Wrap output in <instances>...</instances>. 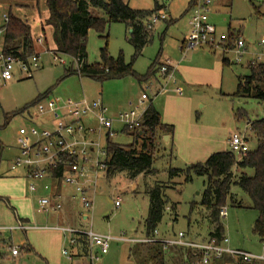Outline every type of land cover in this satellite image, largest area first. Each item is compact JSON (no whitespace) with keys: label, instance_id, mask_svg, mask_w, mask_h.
<instances>
[{"label":"rangeland","instance_id":"obj_1","mask_svg":"<svg viewBox=\"0 0 264 264\" xmlns=\"http://www.w3.org/2000/svg\"><path fill=\"white\" fill-rule=\"evenodd\" d=\"M12 1L29 0H0V20L5 13L15 12L14 5L11 4ZM123 1L135 9L150 10L154 8L156 0ZM157 1L161 4L165 3L166 19H162L154 25L152 41L135 59L133 69L139 75H146L157 58L160 64L165 63L168 59L175 64H180L183 59H186L185 62L192 61L191 63L198 71L206 72L205 74H192L193 79L189 83L190 86L181 81V76L178 78L174 74V77L169 79V77L160 76L158 70L154 76L147 80L127 74L121 78L99 82L77 73L67 74L65 67L71 65L70 58L65 57L67 63L63 65L54 62L49 53L42 52L41 65L45 64L38 71H41V86L49 87L48 89H51L52 92L49 98L40 103L45 106L46 111L49 110V99L55 97L63 100L84 98L95 100L99 96L103 98V103L108 107L111 117L137 106H142L144 109L150 103L161 110L164 105L163 98L167 95L177 94L176 89L179 88L181 91L179 94L184 92L182 95L184 98L192 97L191 119L187 128L189 131L192 128L203 127L204 130L210 129L208 132L211 134L214 130L221 129V135L215 136L220 140V145L217 147L210 142L199 154L191 155L188 151L181 152L174 140L171 145L166 144L164 140L161 141L155 151L154 171L146 175H139L135 179H129L123 172L111 177H107L102 170H97V173L96 170L89 172L92 181L96 182V187L92 183V188H95V191L91 188L90 193L94 199V208L88 213L90 219L87 223L76 222L73 226L80 228L85 225L84 228H92L97 233L110 235L114 238L109 252L101 256L95 264H143L142 256L138 253L137 248L146 253L145 246L147 244L120 241L118 238L141 239L144 237L145 220L150 207L147 190L157 182L172 186L165 190V195L170 204H176L174 210L171 207L166 209L158 229L161 232L168 229L171 232L186 231L192 236L198 233L201 236L209 237L213 225L207 217L206 209L201 205L206 187V177L195 175L191 182L186 183L183 176L171 177L169 171L172 168L185 169L192 163L204 162L211 155L210 153L218 152V148H222V151L231 150L230 135L227 136V134L229 132L231 134L233 130L245 131L249 121L264 117V100L234 96L240 78L250 74L248 64L255 57L254 55L264 52V48L259 46L260 40L264 38V0H211L212 4L207 14L211 22L216 25L218 32L223 34L242 33L249 50L242 62H232L227 66L222 64L224 53L220 49L215 50L205 45L191 49L186 45V40L191 32L190 20L197 8L195 4H190L192 0ZM204 1L206 0H196V3ZM48 9L46 0H41L40 13L42 15L48 13ZM92 11L98 12V9ZM171 21L173 22L170 23ZM130 32L131 29L121 22L111 23L105 32L108 35V52L115 58L122 55L127 63L132 61L134 54L133 46L129 41ZM3 33V31L0 32V40ZM48 42L49 46H52V37L49 34ZM105 42L106 40L100 37L95 29L89 31L87 43L89 63L101 60L100 49L105 45ZM46 46L48 47L47 44ZM192 55L195 56L193 60ZM225 56L229 60L234 58L232 52L226 53ZM190 57L191 61H188ZM261 61L264 62V57ZM217 63L220 65V70L211 73V70H215ZM160 64L157 65V69ZM75 66L73 65V68ZM33 76L34 78L22 77L18 71L14 80L0 82V140L3 143L0 161L1 228L17 225L19 217L30 218L31 226H53L58 222L57 216L52 212L48 214L38 211L39 199L49 195L40 183L44 179L47 181L49 179L36 180L38 189L31 191L29 187L31 179L27 176L18 177L19 169L11 170L12 161L18 151L17 138L20 128L40 126L27 119L28 112L36 114L35 106H30L21 114L12 116L7 122L8 115L23 109L32 101L30 97L38 85L36 71ZM215 78L218 79V82H206ZM162 86L164 90L160 91ZM159 91L160 94H158ZM143 93H147L149 99L142 105ZM238 110L243 113L241 119L236 118ZM40 118L43 121H53L49 112L41 114ZM94 126H96V122ZM203 129L201 128L202 132ZM114 131L115 134L110 136L113 142L122 146H129L135 142L134 135L124 132L120 123H114ZM248 137L249 148L253 151L258 146V140L250 132H248ZM89 138L100 139L101 151H104L107 142L106 133L103 135L91 134ZM90 157V163L94 165L97 150L94 153L91 152ZM248 173L252 175L253 171L248 170ZM233 193L234 201H228V213L226 217H221L225 236L229 239L231 247L263 254L264 243L254 235L252 230L258 212L253 208L249 195L241 188L234 186ZM116 201H119L120 205H117ZM77 204L79 205V198ZM78 207L79 210H82L80 205ZM82 212L86 211H81L80 216ZM55 234H59V232L48 229L34 230V228L26 230V232L0 229V253L2 254L0 264H83L76 258L74 261H69L63 255L62 249L69 246L65 236H62L63 245L60 244L57 249ZM28 245L29 248H27ZM13 246L20 247L19 259L12 257L11 248ZM132 251L135 253L133 254ZM166 251L169 254L173 249L168 248ZM177 261L180 264L179 259ZM169 264L177 263L169 261Z\"/></svg>","mask_w":264,"mask_h":264},{"label":"trees","instance_id":"obj_2","mask_svg":"<svg viewBox=\"0 0 264 264\" xmlns=\"http://www.w3.org/2000/svg\"><path fill=\"white\" fill-rule=\"evenodd\" d=\"M50 16L46 25L53 29V41L55 49L66 54L70 59L78 60L81 64L80 74L103 82L107 79H115L133 74L140 79L147 80L159 71L162 64L157 58L149 68L146 75H139L133 69L135 59L142 54L143 48L152 41V30L147 29L146 22L155 12L163 8V4L155 1L153 9H135L123 0H46ZM192 0L190 4H195ZM98 9V12H93ZM9 21L3 33L2 51L12 54L17 58L26 59L37 52L35 38L31 32V26L26 21L12 13L8 14ZM125 23L132 29L129 41L133 46L132 61L127 63L123 56L117 58L108 52V35L105 34L111 23ZM171 21L170 23H172ZM95 29L99 36L106 40L100 49L101 60L89 63L87 43L88 33ZM232 62L225 53L222 57L224 66ZM160 64L157 69V65ZM73 63L66 68L67 74L77 73ZM250 74L241 77L234 96L239 98H255L264 100V62L257 60L248 64ZM78 74V73H77ZM51 91L39 96L34 102L41 100ZM15 111L7 116V122L16 114H21L28 108ZM236 118H243V113L238 110ZM252 125L251 132L258 140L255 150L239 158L232 150L212 153L204 162L192 163L185 169H170L171 177L183 176L186 183L193 180V176L206 177V187L203 193L201 205L207 211V217L213 225L209 236L218 240L225 236L224 226L221 222L219 210L227 206L228 201H234L233 187L238 186L246 192L252 200L253 208L258 216L253 223L254 235L264 243V117L249 121ZM123 131L134 135L135 142L129 146H122L112 141L107 135L105 145L104 174L107 177L123 172L129 179H135L139 175L153 172L156 161L155 151L164 140L165 135L173 140L174 126L163 123L161 114L154 104L150 103L145 112L144 120L137 128L123 127ZM3 143L0 140V161L2 158ZM248 170H252L250 175ZM54 176L61 179V172L55 171ZM171 185L157 182L148 188L150 207L145 220L144 236H150L159 228L163 221L167 207L172 210L176 204H170L165 195V190ZM143 246V245H142ZM146 253L137 248L142 256L143 264H169V261L180 264H195L193 253L187 250L172 248L169 254L160 244L146 245ZM134 254L135 251H132ZM212 264H242L232 259L223 258Z\"/></svg>","mask_w":264,"mask_h":264},{"label":"built area","instance_id":"obj_3","mask_svg":"<svg viewBox=\"0 0 264 264\" xmlns=\"http://www.w3.org/2000/svg\"><path fill=\"white\" fill-rule=\"evenodd\" d=\"M159 11L152 14L146 22V27L153 30L154 25L162 19H166V5ZM212 4L211 0L204 2H195L197 7L191 20V32L186 40V45L193 49L199 46H209L213 49H220L223 53L234 54L231 62L240 63L248 53L247 42L242 33H219L216 25L209 21L208 11ZM9 21L8 15L3 17L0 22V32L5 31V27ZM35 42L44 48V53H49L54 62L65 65L67 63L66 54L58 52L46 46V37L44 33H40ZM259 46L264 48V38L259 42ZM254 60L262 62L264 52L254 55ZM42 52H36L26 59L17 58L12 54L0 53V82H9L16 72H20L24 77L31 78L34 72L41 66ZM69 58V57H68ZM76 65L77 73L80 74L81 64L78 60L71 59ZM175 68L170 60L163 63L159 69L162 77H174ZM164 87L160 90L163 91ZM160 91L158 94H160ZM177 92H181L179 88ZM149 99L147 93H143L141 104ZM38 103V109L41 114L50 112L53 123L40 126H32L30 128L22 127L19 130L17 138L18 151L12 161L11 170H24L26 176L31 179L30 190L37 191L36 180H42L46 177H53L55 171H60L61 180L64 186H72L75 189L76 197L79 198V205L83 211L89 213L94 208V199L90 196L92 183L96 187V182L90 178V171H100L104 169L105 150L101 151L102 145L100 139H90L89 135L99 133V135L112 136L115 134L114 123L118 122L123 127L137 128L144 120L147 107L137 106L129 111L120 112L117 116L111 117L109 109L104 105L101 97L95 100L84 98L81 100H67L58 103L54 99H49V110L46 111L45 106ZM91 117L96 126L86 125L85 119ZM252 125L247 123L245 131L233 130L230 134L229 143L231 150L238 154L239 158L247 155L250 151L248 132H251ZM97 157L95 164H91L90 153L96 152ZM103 156V158H101ZM45 189H50V185L46 184ZM95 191V188H92ZM120 205L119 201H116ZM64 198L60 193L49 194L39 199V212L44 213H61L64 211ZM169 209V207H167ZM228 213L227 206H222L219 210L220 217H226ZM89 217V214H87ZM38 226L28 225L19 222L17 225L1 228L11 231H26ZM44 228L60 231L69 243L67 248L62 249L63 255L73 261L75 258L84 257L87 264H95L100 257L109 252L111 242L114 238L110 235H104L95 232L92 228L75 227L70 224H57L54 226H46ZM120 241L140 242L147 245L160 244L164 249L175 248L183 249L193 253L195 264H212L214 261L229 258L234 262L242 264H264V253L257 254L241 248L231 247L229 239L224 236L218 240L215 237H207L198 239L189 235L186 231H178L173 234L166 235L159 229H156L152 235L138 238H118ZM13 256L20 255V247L13 246L11 248Z\"/></svg>","mask_w":264,"mask_h":264},{"label":"crops","instance_id":"obj_4","mask_svg":"<svg viewBox=\"0 0 264 264\" xmlns=\"http://www.w3.org/2000/svg\"><path fill=\"white\" fill-rule=\"evenodd\" d=\"M12 2L13 3H11V4L14 5L13 9L15 12L14 13L9 12V13H12L15 16H18L19 18H21L22 20H24L28 24H30L31 32H32V35L34 38H36V36H38V34L44 33L45 37H46V44L48 45V47H51V49L52 48L55 49V44L53 41V29L51 26L46 25V20L50 16V11L48 9V13L46 12L43 15L40 13V2H41V0L12 1ZM30 9L33 11H31ZM9 13H5L4 16L8 15ZM2 20H3V18L0 20V22H2ZM209 21L211 22L210 19H209ZM212 24H214V23H212ZM48 29H50V30H48ZM48 34H49V36L51 35V37H52V44H51L52 46H49L50 43L48 42ZM2 46H3V37L0 40V53L2 51ZM36 48H37V52H43V50H44L43 47H41L40 45H37V44H36ZM193 58H195L194 55H192V60H193ZM185 60L183 59V61L180 64L179 63L175 64L171 60H170V62L172 64V66L175 68L174 74H176L178 76V78H180V76H181V81L183 83L187 84L188 86H190L189 83L193 79L192 74L198 75V74H205L206 72L205 71L200 72V71H198V69H195V66H193V64L191 63L192 62L191 57L188 60L191 62L186 63ZM251 61H253V59ZM44 64L45 63H42L40 68H42L44 66ZM40 68L38 70H36V80H37L38 85L36 84L37 87H36L33 95L30 97L32 100L31 101L32 103L30 102L27 104V105H29L28 108L30 106L36 107V114H32L31 112H28L27 119L30 121L36 122V125H46L49 123H53V121L41 120L40 112H39V109L37 106H38L39 102H42V100L49 98L52 92L50 91L41 100L33 103V101H35L39 96L43 95L44 93H46L49 90L48 89L49 87L41 86V78H42L40 76L41 71L38 72L40 70ZM66 68H67V66L65 67V72H66ZM218 70H220V65L217 63V65L215 66V70L214 69L211 70V73L217 72ZM22 77H24V75H22ZM14 78L12 80H14ZM32 78H34V76ZM216 81L218 82L217 78L211 79V80L206 81V82L214 83ZM176 93L179 94V92H177V91H176ZM183 93L184 92H182V94H179V95L175 94V95L165 96L163 98L164 105L161 108V110L155 106L161 114V119H162L163 123L174 126V134H173L174 139L173 140L177 144V147H179V150H181V152L188 151L191 153V155L199 154L200 152L204 151L205 146H208V144L210 142L212 145H216L218 147V145H220V140L215 136L221 135V129L220 130H214V132H212L211 134L208 132L210 129L204 130L203 127H200V129H197V127L192 128V129H190V131H189V129H187L189 122H190V119H191V100H192V97L187 96L184 98L182 96ZM101 99H103V98H101ZM54 100H56L58 103H63L65 101H67L66 99L63 100L59 97H55ZM68 100H71V99H68ZM76 100H78V99H76ZM37 123H39V124H37ZM85 123H86V125H89V126L95 125V122L91 117H87L85 119ZM201 128L205 132L204 131L202 132ZM229 135H230V132L227 134V136H229ZM89 137H90V135H89ZM170 139H171V137H170ZM169 143H170V141H169ZM217 150H218V152L222 151V148H218ZM212 153H210V154H212ZM18 172H19L18 177H26V171L19 170ZM46 178H48L50 181L49 180L47 181L44 179V181L40 183L41 187L43 186V188L45 189V185L49 184L50 189H45L48 191V194L60 193V194H62V196L64 198V202H65L63 212L53 213L54 215L57 216V219H58V222L55 223L54 225H56V224L60 225L63 223H68L70 225H74V223H76V222H78L79 224H82L83 221L85 223H87V221L90 218L88 217V215H87L88 213H86V212L85 213L82 212L81 216H80V212L83 210H79V207H78L79 205L77 204V197H76V192H75L74 187L64 186L61 179H55L53 177H46ZM18 222L31 225V224H29L31 222L30 218H20L19 217ZM84 226H83V228H84ZM39 229H47V228H44V226H40L39 228H36L34 230H39ZM48 230H53V229H48ZM24 232H26V231H24ZM58 232H59V234H55L56 240H57V243H56L57 249L60 247V244H61V246L63 245V237L62 236H64V235H62V233L60 231H58ZM163 233L168 235V234H173L175 232H171L170 230L166 229ZM193 237L198 238V239L207 238L205 236H201V234H198V233L197 234L195 233L193 235ZM27 248H29V245ZM0 257H2L1 253H0ZM12 257L15 259H17V258L19 259V256H13L12 255ZM58 258L60 259V256H58ZM76 259L81 260L83 262V264L88 263L87 259H85L84 257H78Z\"/></svg>","mask_w":264,"mask_h":264},{"label":"water","instance_id":"obj_5","mask_svg":"<svg viewBox=\"0 0 264 264\" xmlns=\"http://www.w3.org/2000/svg\"><path fill=\"white\" fill-rule=\"evenodd\" d=\"M131 31H132V29H131ZM169 141H170V136H169V135H165V136H164V142H165L166 144H169Z\"/></svg>","mask_w":264,"mask_h":264}]
</instances>
